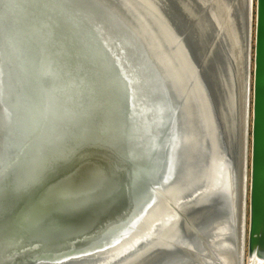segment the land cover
Listing matches in <instances>:
<instances>
[{"label": "water", "instance_id": "water-1", "mask_svg": "<svg viewBox=\"0 0 264 264\" xmlns=\"http://www.w3.org/2000/svg\"><path fill=\"white\" fill-rule=\"evenodd\" d=\"M221 16L216 0L0 4V117L20 174L0 264H193L223 226L240 239L245 37L229 42ZM253 51L247 252L264 263V0Z\"/></svg>", "mask_w": 264, "mask_h": 264}, {"label": "rangeland", "instance_id": "rangeland-1", "mask_svg": "<svg viewBox=\"0 0 264 264\" xmlns=\"http://www.w3.org/2000/svg\"><path fill=\"white\" fill-rule=\"evenodd\" d=\"M220 4V7L222 9V16H221V24L224 28V31L226 32V36L231 43H235V38H234V30L237 32L239 29L240 31L244 28V25L239 19V13L241 9V5L244 7L247 6V1L241 3L242 0H216ZM249 1V0H248ZM233 8H235V11H233ZM242 11V10H241ZM251 12V10H250ZM255 17H256V0H253V39H254V34H255ZM233 19H235V24L233 23ZM248 18V15L245 13V19L244 24L246 23V20ZM246 42L245 38L239 39V42L237 44H234L233 48V56L236 58V64L238 65L237 72H236V78L239 82L240 89H239V94L242 97L243 92L245 91V83H244V77H245V72L247 70V100L245 103L247 104V107L249 108L250 105H252V73H253V57H254V43L252 42L251 38V26L250 24L248 25V28L246 29ZM252 46V47H251ZM246 47V61H247V67L244 69V55L242 54L245 51ZM252 68V69H251ZM250 69V70H249ZM251 85V86H250ZM250 92V94H249ZM251 103V104H250ZM241 109L243 110L244 108V100H242L241 104ZM247 108V109H248ZM249 110V109H248ZM247 121H246V127L251 126V115L249 116V111L247 112ZM248 150H246V141H245V152H244V168H243V202H242V219L240 218L239 222V227L238 230L240 232V239H238L237 236H234L233 233V227L229 224L225 225L230 229L231 234H233V237L230 239L234 241V246H232L231 250V258L229 259L230 263L224 262L223 261V255L218 252L219 250V244L216 243L217 239H219V235L211 234L210 236L208 235V239L210 242H204L206 243V249L201 253H196L199 254L200 258H206L208 260L207 264H257V262L254 260H250L248 257V252H247V236H248V225H249V209H248V203H249V185H246V178H247V172L249 173V165L248 164ZM241 217V216H240ZM207 235V234H206ZM215 236V237H214ZM238 240V241H237ZM215 241V242H214ZM196 254H193L196 255ZM194 260H198V258L194 256ZM179 264H186V262L182 261ZM195 264V263H193ZM264 264V263H261Z\"/></svg>", "mask_w": 264, "mask_h": 264}, {"label": "snow or ice", "instance_id": "snow-or-ice-1", "mask_svg": "<svg viewBox=\"0 0 264 264\" xmlns=\"http://www.w3.org/2000/svg\"><path fill=\"white\" fill-rule=\"evenodd\" d=\"M85 0H9L10 7L26 4L34 10V14H39L45 9L55 5H75L82 4ZM5 0H0V4H4ZM3 56V41L0 39V57ZM3 66L0 65V77L3 75ZM3 81L0 79V85ZM2 94V88H0ZM3 101L0 99V105ZM2 111V107H0ZM10 125L6 123L3 117H0V204L5 189L15 190L20 186V174L16 167L15 153L18 147L16 138L9 131ZM58 150L57 144H51L47 148L49 154H55ZM38 169L35 164L30 162L28 166V174L35 178Z\"/></svg>", "mask_w": 264, "mask_h": 264}, {"label": "bare ground", "instance_id": "bare-ground-1", "mask_svg": "<svg viewBox=\"0 0 264 264\" xmlns=\"http://www.w3.org/2000/svg\"><path fill=\"white\" fill-rule=\"evenodd\" d=\"M245 1H247V6L244 7V5L243 6L241 5V9H240V13H239L238 17H239V19H241V21L244 25V29H243L244 32L243 33H244V37H245V42H246V36H247L246 35V29L248 28V25L250 24V26H251V38H252V42L254 43V39H253V31L254 30H253V18H252V16H253V0H249V1L248 0H242L241 3L243 2V4H244ZM250 10H251V12H250ZM233 11H235V8H233ZM245 13L248 15V18L246 20V23L244 24L243 18L245 19ZM232 20H233V23L235 24L236 20H234L233 18H232ZM237 32H238V30H237ZM237 32H235L236 36L238 35ZM247 39H248V36H247ZM246 50L247 49L245 47V55H244V59H245V62H244L245 67L244 68L245 69L247 67V61H246L247 52H246ZM244 80H245L244 81V83H245V91H244V98H245L244 99V152H245V141H246V150H248L247 154H248V164H249V162H250V133H249L250 126H248V128L246 127V121H247L246 116H247L248 111H249V116L250 115L252 116V113H251V105L248 108L247 104L245 103V101L247 100V70L245 72ZM249 94H250V92H249ZM247 175L248 176L246 178V185L248 186L249 185V173L248 172H247ZM243 186H244V184H243ZM248 189H249V187H248ZM247 198H249V194H248ZM214 233H215V235H219V239H217V241H216V243H218L220 245L219 246L220 251H218V252L220 253V255L221 254L223 255L222 257H223L224 262L228 261V263H230L229 259L232 257L231 252H233L231 250V248H232V246H234V241L230 239L231 237H233V234H231L232 232H230V229L227 226H223L222 228L218 229L217 231H214ZM194 256H195V259H196V257L198 258V260H196L194 262L195 264H207L208 260L206 258H200L199 254H196ZM257 264H261V263L257 262Z\"/></svg>", "mask_w": 264, "mask_h": 264}]
</instances>
